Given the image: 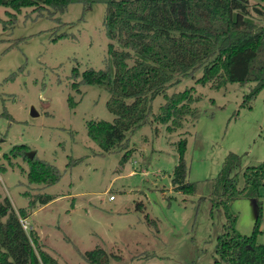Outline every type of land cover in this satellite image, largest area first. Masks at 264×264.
<instances>
[{
  "label": "rangeland",
  "instance_id": "1",
  "mask_svg": "<svg viewBox=\"0 0 264 264\" xmlns=\"http://www.w3.org/2000/svg\"><path fill=\"white\" fill-rule=\"evenodd\" d=\"M248 4L250 17L260 22L252 7L264 1ZM104 8L71 3L62 12H38L0 6V199L7 197L16 214L23 210L18 218L24 231L33 232L57 264H87L81 253L96 247L109 255L108 264H213L224 217L220 207H211L212 180L228 152L240 156L233 171L237 187L246 166L264 162V89L245 104L251 83L213 89L197 82L199 67L153 97L147 123L127 134L122 148L101 152L87 137L85 123L113 120L105 107L108 93L89 85L75 90L71 83L78 80L72 68L80 73L103 67L109 42ZM58 34L64 36L52 40ZM184 89L196 98L195 114L168 132L154 116L165 95ZM180 139L185 181L195 183L192 193L175 191L170 183ZM28 151L32 160L57 168V182L27 181ZM35 194L50 200L27 208ZM257 200L255 241L264 243V186ZM230 211L234 229L250 234L254 199L235 198Z\"/></svg>",
  "mask_w": 264,
  "mask_h": 264
},
{
  "label": "trees",
  "instance_id": "2",
  "mask_svg": "<svg viewBox=\"0 0 264 264\" xmlns=\"http://www.w3.org/2000/svg\"><path fill=\"white\" fill-rule=\"evenodd\" d=\"M71 3H79L83 9L93 3L105 5L102 26L109 42L103 67L85 68L80 73L72 68V76L78 80L71 83L75 90L78 85H89L108 93L105 107L113 120L85 123L87 137L103 153L122 148L127 134L147 123L153 97L168 83L175 82L177 76L191 74L199 67L197 82L209 83L213 89L226 83H251L243 97L245 104L264 89V6L252 7L260 19L256 22L250 17L248 0H0V6L15 11L32 7L38 12H62ZM62 36L58 34L52 40ZM195 100L189 89L165 95L155 121L165 125L168 132L180 128L186 116H194L191 104ZM68 104L72 107L71 102ZM184 147L185 141L180 139L170 183L175 191L192 193L195 183L185 181ZM126 155H122L121 163ZM24 157L28 182L51 185L58 181L60 173L54 165L28 159L26 153ZM239 164L240 156L228 152L212 180L211 207H220L224 217L223 232L215 238L213 264H264V243L255 241L260 213L257 196L258 188L264 186V162L246 166L242 186L237 187L233 171ZM238 197H249L256 203V218L248 235L233 227L235 215L230 203ZM49 200L47 194L32 195L27 208L37 201L44 204ZM18 215H23V210L16 214L8 198L2 197L0 264H57L37 243L36 235L24 231ZM81 258L87 264L109 262V255L99 247L84 251Z\"/></svg>",
  "mask_w": 264,
  "mask_h": 264
},
{
  "label": "water",
  "instance_id": "3",
  "mask_svg": "<svg viewBox=\"0 0 264 264\" xmlns=\"http://www.w3.org/2000/svg\"><path fill=\"white\" fill-rule=\"evenodd\" d=\"M30 115H36V113L33 111L32 108H30ZM33 155L34 154L31 151L26 152V156H27L28 159H31Z\"/></svg>",
  "mask_w": 264,
  "mask_h": 264
},
{
  "label": "built area",
  "instance_id": "4",
  "mask_svg": "<svg viewBox=\"0 0 264 264\" xmlns=\"http://www.w3.org/2000/svg\"><path fill=\"white\" fill-rule=\"evenodd\" d=\"M112 198H113V196H112V195H110V196H109V199H112ZM21 226L23 227V229H24V228H26V227H25V226H23V225H21Z\"/></svg>",
  "mask_w": 264,
  "mask_h": 264
}]
</instances>
